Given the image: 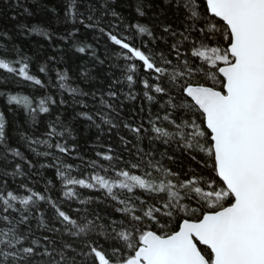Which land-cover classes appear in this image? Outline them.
Masks as SVG:
<instances>
[{
  "label": "trees",
  "instance_id": "16d2710c",
  "mask_svg": "<svg viewBox=\"0 0 264 264\" xmlns=\"http://www.w3.org/2000/svg\"><path fill=\"white\" fill-rule=\"evenodd\" d=\"M199 2L203 13L206 9L205 0ZM138 7L144 11L143 16L137 12ZM113 12L116 15H113ZM209 19L221 30L226 27L219 18L209 16ZM192 23L175 7L165 3V0H77L72 13H69V0H0V58L9 62L26 58L29 74L42 82L41 85H35L19 75L0 70V92L5 93L0 96V113L5 117L6 141L11 148L19 149L25 158H13L9 154L7 161L0 160V190L14 191L23 196L30 194L27 189H31L50 197L78 223L94 221L97 228L92 233V238L107 248L109 242L105 241L103 235H98L101 232L99 226L103 225L106 232H111L112 227L119 230L121 222L127 227L128 217L116 210L125 205L112 200L106 190L99 189L98 186L95 189L81 188L78 185L65 187V181L57 175L58 170L71 178L88 181L95 174L105 176L110 181L120 180L123 178L117 177L116 173L126 170L158 184L165 177L162 171L157 172L154 167L149 166L148 162L151 161L152 165L159 162L162 169L175 173L179 179L167 178L177 185L180 181L200 176L207 179L212 171L207 165L213 163L212 159L205 153L185 149L176 135L175 125L163 119L165 115H170V120L179 124L183 120L196 118L197 123L202 128L205 127L200 113L189 111L192 101L179 88L184 81L179 80L173 84L166 76L157 80L158 74L147 70L138 58L129 59L131 53L115 45L107 35H116L130 46L143 51L159 66L168 67L170 71L185 59L194 68L203 65L207 69L208 65L191 56L193 47H200L203 43L209 48H224L227 47V41L219 34L205 39L199 32V28L203 26L202 22L196 24V31H186ZM136 25L146 26L152 36L139 33ZM165 26H170L176 35L164 32ZM101 28L104 32L100 31ZM40 31L49 35H41ZM180 33H184L189 39L184 40ZM173 44L180 45L179 60L172 50ZM81 46L86 48L84 53L77 51ZM161 54L171 60L172 65L161 64ZM132 65H135V71L129 72L128 69ZM13 66L19 67L18 64ZM41 67H45L46 71L40 72ZM58 74H66L68 80L63 83L77 88L79 94L74 97L66 88H60ZM127 75H133L134 82L131 86ZM201 77L202 74L196 75L189 82L205 83ZM144 81H148L152 86L160 84L166 92L157 94L152 88L146 89ZM207 83L211 85L210 81ZM146 91L154 97L152 101L144 96ZM109 92H115L116 97L110 98ZM8 94L28 96L33 101L32 107L37 111L33 113L23 106L9 105ZM102 98L112 107H105L101 103ZM41 99L46 101L48 113L39 112ZM170 99L180 107L173 109L168 104ZM53 100L55 103H52ZM81 113H87L93 119L88 120ZM105 120L110 123H105ZM153 123L172 134V138H157L158 134L152 131ZM52 127H55L57 133L63 132L64 135L49 137L47 134ZM133 128H140L141 131L136 133L132 131ZM24 137L47 139L52 147L39 144L31 147L49 155H37ZM166 139L169 140L168 143L164 142ZM205 143L210 146V139L205 138ZM56 144L67 147L69 151L61 153L55 147ZM97 153L101 155L98 156ZM105 154L113 159H103ZM16 164L21 165L23 175H11ZM93 164L95 166H92ZM133 164H140V167L132 168ZM148 172L152 173L151 176L146 175ZM21 185H26L27 189ZM201 186L203 187V184ZM68 188H72L77 195L73 198L65 197L64 192ZM178 190L181 196L186 197L182 203L190 207L200 206L194 192ZM113 191L120 199L133 197L127 206H135L136 214L141 215L150 206L160 207L159 196L163 195L147 193L139 188L134 189L133 193L118 188ZM82 200L86 203H81ZM141 200L145 202L143 205ZM12 215L16 219L19 218V213ZM41 215L49 227L59 228L61 231L53 233L38 227ZM30 216V238H37L46 243L42 238L49 236L57 241L58 247L62 242H68L78 250L81 248L78 238L64 235L63 225L47 199L38 201L35 207L30 209ZM183 218L196 219L195 216L178 213L170 221L166 231L176 230L177 224ZM144 223L147 224L148 221L145 220ZM27 228L28 225H21V231H27ZM154 230L159 232L155 226ZM199 247L205 250L203 245Z\"/></svg>",
  "mask_w": 264,
  "mask_h": 264
},
{
  "label": "snow or ice",
  "instance_id": "6c2138e0",
  "mask_svg": "<svg viewBox=\"0 0 264 264\" xmlns=\"http://www.w3.org/2000/svg\"><path fill=\"white\" fill-rule=\"evenodd\" d=\"M76 3L77 0H69V13H72ZM165 3L175 7L187 20L193 22L186 31H196V24L202 22L203 26L199 28V32L205 39L219 34L227 41V47L224 48H209L203 43L200 47H193L191 56L208 65L207 69L203 65L194 68L185 59L170 71L168 67L159 66L143 51L130 46L116 35H107L115 45L131 53L129 59L138 58L147 70L158 74L157 80L166 76L173 84L179 80L184 81L179 88L186 97L191 98L189 111H198L205 127L202 128L196 118L183 120L179 124L170 120V115H165L163 119L175 125L176 135L185 149L205 153L212 159L213 163L207 165L212 170L208 178L200 176L180 181L177 185L167 178L179 179L175 173L162 169L159 162L152 165L151 161L148 162L149 166L154 167L157 172L162 171L165 177L158 184L126 170L118 171L117 177L123 179L114 181L99 174L93 175L91 181L75 179L58 170L57 175L65 181V187L78 185L81 188L95 189L98 186L99 189L106 190L112 200L125 205L116 210L128 217L127 227L121 222L119 230L112 227L111 232H106L103 225L99 226L101 232L98 235H103L105 241L109 242L107 248L92 238V233L97 228L94 221L78 223L50 197L27 189L26 185L21 187L26 188L30 194L23 196L14 191L0 190V264H264V0H206L203 13L199 0H165ZM137 12L140 16L145 14L141 7L137 8ZM112 14L116 15L114 12ZM209 16L219 18L226 27L221 30ZM135 27L139 33L152 36L146 26ZM163 30L176 35L170 26H165ZM100 31L104 32V29L101 28ZM39 34L49 35L43 31ZM180 35L184 40L189 39L184 33ZM172 50L179 60L180 45L173 44ZM77 51L84 53L86 48L81 46ZM160 62L163 65H172V61L166 59L163 54L160 55ZM14 64L19 67L13 66ZM28 69L26 58L13 62L0 58V70L41 85V80L29 74ZM39 71L43 73L46 68L41 67ZM128 71L134 72L135 65L130 66ZM199 74H202L201 78L205 83L189 82ZM58 75L60 88H66L74 97L79 94L77 88L63 83L68 80L66 74ZM126 78L131 86L134 82L133 75H127ZM207 81H210L211 85H208ZM144 87L152 88L157 94L166 92L160 84L152 86L148 81H144ZM2 95L5 93L0 92V96ZM116 95L115 92L108 93L110 98ZM144 96L149 101L154 99L147 91ZM130 98L135 99L134 96ZM7 103L23 106L33 113L37 111L32 107L33 101L26 95L8 94ZM101 103L105 107H112L103 98ZM168 104L173 109L180 107L171 99ZM38 110L41 113L49 112L44 99L39 100ZM81 115L88 120L93 119L87 113ZM105 123L110 121L105 120ZM185 129L187 131H184ZM132 131L139 133L141 129L133 128ZM152 131L158 134L157 138H172V134L156 127L154 123ZM47 135L63 136L64 133H57L55 127H52ZM24 138L28 140L30 147L37 144L52 147L47 139ZM205 138L210 139V146L206 145ZM164 142L168 143L169 140ZM55 147L61 153L69 151L61 144H56ZM31 150L37 155H49L47 152H38L35 147H31ZM9 154L13 158L25 159L19 149L8 146L5 117L0 113V160L7 161ZM103 159L111 161L113 157L105 154ZM26 162L31 164L30 161ZM139 167L140 164L132 165V168ZM17 174L23 175L20 164H16L15 171L11 173L13 176ZM151 174L146 173L148 176ZM117 188L127 190V193H133L134 189L139 188L147 193L163 194L159 196L161 205L148 207L142 215L136 214L135 206H127L133 197L120 199L113 191ZM178 189L194 192L200 206L190 207L182 203L186 197L181 196ZM76 195L72 188L64 192V196L68 198ZM46 199L55 209L56 217L63 225L64 235L79 239V250L68 242H62L58 247L57 241L49 236L42 238L46 243L37 238H30V209L35 207L38 201ZM135 199L138 200L139 197ZM80 202L86 203L83 200ZM140 203L143 205L145 202L141 200ZM13 213H19V218L16 219ZM178 213L192 215L196 219L183 218L177 224L178 230L166 231L170 221ZM145 220L148 221L147 224L144 223ZM21 225H28L27 231H21ZM154 226L159 232L154 230ZM38 227L53 233L61 231L59 228L49 227L43 215L39 218ZM199 245H203L205 250Z\"/></svg>",
  "mask_w": 264,
  "mask_h": 264
},
{
  "label": "water",
  "instance_id": "95a60500",
  "mask_svg": "<svg viewBox=\"0 0 264 264\" xmlns=\"http://www.w3.org/2000/svg\"><path fill=\"white\" fill-rule=\"evenodd\" d=\"M205 4H206V0H205ZM184 95H185V94H184ZM185 96H186V95H185ZM188 98H189V97H188ZM189 99L191 100V98H189ZM181 221H182V220H181ZM181 221H180V222H181ZM176 230H178V229H176Z\"/></svg>",
  "mask_w": 264,
  "mask_h": 264
},
{
  "label": "rangeland",
  "instance_id": "374dc122",
  "mask_svg": "<svg viewBox=\"0 0 264 264\" xmlns=\"http://www.w3.org/2000/svg\"><path fill=\"white\" fill-rule=\"evenodd\" d=\"M95 175H97V174H95ZM117 180H119V179H117ZM88 181V180H87ZM91 181V180H90Z\"/></svg>",
  "mask_w": 264,
  "mask_h": 264
}]
</instances>
